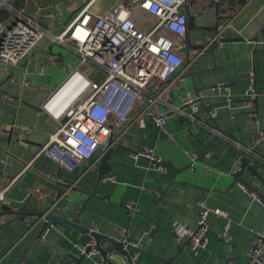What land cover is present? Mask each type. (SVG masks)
Masks as SVG:
<instances>
[{
	"label": "crops",
	"instance_id": "0c3cea01",
	"mask_svg": "<svg viewBox=\"0 0 264 264\" xmlns=\"http://www.w3.org/2000/svg\"><path fill=\"white\" fill-rule=\"evenodd\" d=\"M204 1L188 0L185 37L164 34L184 59L165 98L170 106L182 107L186 93L199 96L200 117L205 123L195 125L173 113L162 128L150 116H145L144 127L137 123L124 126L113 134L110 173L102 180L98 155L69 169L40 151L60 127L51 113L42 110L43 105L74 70L96 82H103L105 73L81 65L66 45L49 40L27 61L7 72L0 68V194L12 202L0 204V213H4L0 218V226H4L0 230V264H77L73 256L80 257L76 246L82 234L72 226L52 223L55 228L43 237L46 221L36 216L43 208L62 211L79 227L122 242L121 230H126L131 241L139 249L147 248L149 254H140L136 264H170L167 261L172 258V264H247L257 233L264 232V200L255 201L239 183L231 185L234 178L226 172L234 167L238 151L209 128L246 147L264 128V0H247L231 19L220 21L219 31L226 42L214 48L209 42L217 33L216 19L203 15ZM120 2L136 6L135 0H24L14 6L57 36L67 31L88 3L95 15H103ZM14 17L15 13L0 10V21ZM251 82L258 98L248 107L245 92ZM221 83L226 89L213 92ZM212 108L217 114L214 120L207 119ZM168 111L164 105L157 106L158 113ZM252 113L257 114V121ZM138 150H150L163 164L169 162L176 169L190 166L188 154H197L198 162L173 176L169 163L158 173L150 160L132 159L130 153ZM252 152L247 160L262 181L248 171L243 177L264 197V141ZM204 165L210 167L209 172ZM109 177H115L116 183ZM201 201L225 211L228 218L209 216L207 248L195 256L186 245L188 239L175 235L182 228L197 227ZM128 202L139 212L131 215L125 206ZM227 228L232 236L229 242L225 241ZM154 230L157 232L151 237ZM99 261L96 255L80 264ZM113 262L124 264L118 256Z\"/></svg>",
	"mask_w": 264,
	"mask_h": 264
},
{
	"label": "built area",
	"instance_id": "2783aa9c",
	"mask_svg": "<svg viewBox=\"0 0 264 264\" xmlns=\"http://www.w3.org/2000/svg\"><path fill=\"white\" fill-rule=\"evenodd\" d=\"M22 1L24 0H0V10L15 13V17L9 21H0V68L4 72L27 61L37 47L49 40L66 45L79 57L81 65L91 66L106 75L103 82H96L83 71L76 69L43 105L42 110L51 113L60 123V127L41 149L42 156L72 169L91 159L99 149H103L104 153L108 151L114 132L121 131L124 126L137 123L144 127L145 116L153 118L158 128L165 126L167 118L173 113L185 116L195 125L205 123V119L200 117L199 96L186 93L182 107L170 106L165 98L173 83V76L184 64V59L178 53L173 40L164 32L185 37L187 17L184 11L187 10L188 0H135L134 8L120 2L110 13L103 15H95L91 11L92 3H88L78 12L67 31L57 36L42 28L33 18L18 11L14 4ZM223 39L222 32L218 31L209 46H222ZM74 79H78L77 85L81 84V92L70 104H66L67 98L58 102L56 115L48 107ZM226 87L221 83L212 91L221 93ZM257 98L258 92L254 82H251L245 92L248 107ZM231 100L230 96L227 97L228 102ZM158 105L166 106L169 111L158 113ZM216 115L213 108L207 111V119L214 120ZM251 115L257 121V114ZM209 130L240 153L230 172L232 174L240 170L242 158L253 155L254 146L264 141V128L256 132L249 147L234 141L214 127ZM130 157L134 160L148 159L156 172L165 171L162 160L150 150L131 152ZM188 157L191 167L198 162L197 154H188ZM204 167L207 172L210 171L208 165ZM108 180L116 183L115 177H109ZM247 192L255 201L262 203L257 193ZM0 204L11 205L12 202L0 194ZM125 206L131 215L139 212L132 202ZM199 207L197 227L193 230L182 228L177 233L179 238L188 239L195 256L207 248L209 216L213 214L228 218L225 211L210 207L205 201L199 202ZM54 228L53 224H49L43 237ZM121 235L125 239L124 243L135 249L131 255V264H136L141 254L138 245L131 241L126 230H121ZM231 239L230 229L227 228L225 241L229 242ZM95 245V240L91 239L86 246L77 245L76 249L80 256L89 258L98 255L99 264H111L95 249ZM88 247L92 249L88 250ZM247 264H264V232L257 233L248 251Z\"/></svg>",
	"mask_w": 264,
	"mask_h": 264
},
{
	"label": "water",
	"instance_id": "95a60500",
	"mask_svg": "<svg viewBox=\"0 0 264 264\" xmlns=\"http://www.w3.org/2000/svg\"><path fill=\"white\" fill-rule=\"evenodd\" d=\"M247 2V0H205V8H204V12L203 15L205 17H215L216 19V26H215V30L216 32L219 31V24L220 21L222 20H227V19H231V15L232 13H234L235 11H237V9L241 6H243L245 3ZM230 12V15L227 14ZM184 13L186 14V17H188V12L187 10L184 11ZM225 15H229V16H225ZM223 43L226 42V39L224 38ZM198 48H202L203 46H197ZM213 48L216 47V45L212 46ZM59 62H62V59L59 60ZM113 137V136H112ZM112 144H113V138H111V141L109 143V149L108 151H106L105 153L103 152V149H99L95 155H98L101 157V163H100V167H99V176H100V180H102V178L106 175H108L110 173V167L108 166V160L111 156L112 153ZM237 154L239 155L240 153L237 152ZM248 157H243L242 158V165L240 170L235 173L232 174L230 172H226L227 174H231L232 177L234 178V182L231 184L232 186L235 185L236 183H239L240 185H242L243 187L247 188L249 191L251 192H255L257 193L256 189H254L253 187H251L245 180V178L243 177L244 173L246 171H248L250 173V175L255 176L257 179L261 180V178L258 175L257 169L253 168L250 164H249V159L247 160ZM203 161V159H202ZM169 162H164L163 165H165L167 167V165L170 164V170L172 172L173 176H177L179 174H181L182 172L186 171L188 168L190 169L191 167L188 166L186 168H182V169H176L171 163ZM262 181V180H261ZM173 183H177V182H172ZM171 184V185H172ZM257 195L259 196L260 199L264 200V197H261L258 193ZM13 213L14 215H21V213H15V212H10ZM2 214L4 213H0V218L2 217ZM22 216V215H21ZM39 218L44 217V220L46 221V226L47 227L52 223L55 224H60L63 226H72L74 227L77 231H79L82 234L81 240H80V245L82 246H86L87 243L89 241H91V239L95 240V249L98 250L101 254L102 257L106 258L111 264H116L114 261V256H118L122 259L124 264H131V253L130 251H134L135 249H133L131 246L127 245L117 239L114 238H110L107 236H104L100 233L95 232L94 230H92L89 227H79L76 222H70L65 213L62 211H49L46 208H43V210L36 215ZM4 226H0V230H3ZM157 231L154 230L151 232L150 236L153 237L155 235ZM175 238L179 239L178 236L175 235ZM20 247H24V244H19ZM186 245H189V241L186 243ZM25 249V252H27V249ZM92 247H88V250H91ZM145 250L142 249H138V251L141 254L144 255H149ZM1 258V256H0ZM73 258L76 260L77 264H80L81 261L86 258L85 256H80L79 258L73 256ZM173 259V258H172ZM169 259L167 262H169L170 264L173 263L174 260ZM21 262H18L17 264H20Z\"/></svg>",
	"mask_w": 264,
	"mask_h": 264
},
{
	"label": "bare ground",
	"instance_id": "6f19581e",
	"mask_svg": "<svg viewBox=\"0 0 264 264\" xmlns=\"http://www.w3.org/2000/svg\"><path fill=\"white\" fill-rule=\"evenodd\" d=\"M77 84L78 79H74L70 83H68L65 88L60 92L58 97L50 103L48 109L57 115L58 112L56 111V105L58 102L64 100L65 98H67L66 104H70L72 101H74L81 92V84Z\"/></svg>",
	"mask_w": 264,
	"mask_h": 264
}]
</instances>
